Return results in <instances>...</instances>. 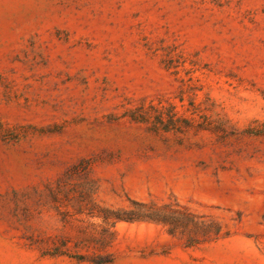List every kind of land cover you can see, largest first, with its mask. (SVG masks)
I'll list each match as a JSON object with an SVG mask.
<instances>
[{"label": "rangeland", "instance_id": "1", "mask_svg": "<svg viewBox=\"0 0 264 264\" xmlns=\"http://www.w3.org/2000/svg\"><path fill=\"white\" fill-rule=\"evenodd\" d=\"M0 264H264V0H0Z\"/></svg>", "mask_w": 264, "mask_h": 264}]
</instances>
